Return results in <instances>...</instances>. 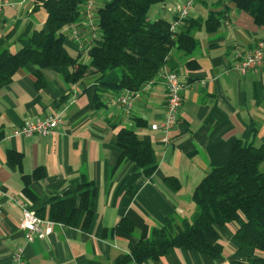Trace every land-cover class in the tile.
<instances>
[{
	"label": "crops",
	"instance_id": "0c3cea01",
	"mask_svg": "<svg viewBox=\"0 0 264 264\" xmlns=\"http://www.w3.org/2000/svg\"><path fill=\"white\" fill-rule=\"evenodd\" d=\"M5 1L14 6L6 4L0 11V37H7L9 47L17 48L18 35L43 28L46 13L41 0ZM100 2L96 0V6ZM211 11L219 12V27L212 32L204 27L194 32L198 45L190 56L171 52L174 70L185 87L167 142L150 128L164 113L160 72L149 89L134 93L128 114L109 103L111 96L124 90L112 91L102 81L88 79L67 85L68 66L41 69L43 85L38 86L34 65L26 64L0 85V264H13L11 254L17 247L22 248L29 264H116V258L146 238L151 227L165 223L170 216L193 217L191 195L196 185L210 169L228 162L236 141L264 143V66L244 74L231 68L232 51H244L257 39H264V24H256L231 0H197L189 16L205 18ZM158 17L166 15H154L150 20ZM72 30L69 25L64 29L65 46L86 63L88 54L78 47ZM77 32L83 40L89 34L81 25ZM188 59H193L196 67L187 66ZM114 77L111 72L105 81ZM53 112L61 114L63 123L52 135L12 134L24 122ZM137 119L142 124L137 125ZM123 127L134 129L139 139L153 148L157 166L149 177L125 159L127 146L117 140ZM12 150L21 153L20 168L8 160L7 153ZM37 167L43 176L32 179L29 187L39 196L75 188L82 175L94 181V212L86 229L80 226L81 214L75 226L54 223L44 238L24 239L21 209L6 202L4 194L13 193L18 201L26 202L22 174ZM168 176L178 179L179 190L165 184ZM120 219L131 222L134 230L125 233L116 228ZM242 221L219 227L222 252L216 258L174 247L158 259L140 264H232L246 256L264 257L261 251L238 249L233 241Z\"/></svg>",
	"mask_w": 264,
	"mask_h": 264
},
{
	"label": "trees",
	"instance_id": "16d2710c",
	"mask_svg": "<svg viewBox=\"0 0 264 264\" xmlns=\"http://www.w3.org/2000/svg\"><path fill=\"white\" fill-rule=\"evenodd\" d=\"M165 0H101L95 7L97 38L87 49L88 61H79L65 46L64 29L79 19L86 0H41L46 13L43 28L17 37L19 47L9 49L7 37H0V85L6 83L20 67L34 65L37 85H43L41 69L68 66L64 79L67 85L88 79L103 82L112 91H137L153 79L163 66L172 63L171 52L176 50L190 56L198 45L194 32L204 27L212 32L219 27V12L211 11L205 18H185L171 31L166 17L148 19L149 9ZM238 9L249 13L256 24H264V0H231ZM172 18V17H171ZM187 66L196 67L193 59ZM111 72L115 77L106 82ZM137 119V125L142 124ZM117 140L127 146L125 159L133 162L149 177L157 166L153 148L141 141L132 128L123 127ZM8 160L20 168L21 153L9 151ZM43 176L40 167L22 174L23 193L29 208L42 217L66 226H75L82 214L81 228L86 229L94 212L96 185L85 175L75 188L57 195L34 193L29 183ZM172 190L181 187L174 176L164 178ZM191 202L196 212L191 219L170 216L165 223L151 227L144 239L134 242L127 254L116 258V264H140L146 259H158L171 248L196 250L212 258L222 252L219 227L243 219L233 233L238 249L264 252V143L238 140L231 149L226 164L210 169L196 185ZM116 228L130 233L134 226L120 219ZM232 264H264V257L246 256Z\"/></svg>",
	"mask_w": 264,
	"mask_h": 264
},
{
	"label": "built area",
	"instance_id": "2783aa9c",
	"mask_svg": "<svg viewBox=\"0 0 264 264\" xmlns=\"http://www.w3.org/2000/svg\"><path fill=\"white\" fill-rule=\"evenodd\" d=\"M25 1V0H22ZM197 0H179L172 7V19L170 21V30L174 31L179 24L189 16V13ZM14 3L0 1V11L3 6ZM96 0H86L81 10L79 19L70 23L72 37L80 49L84 48L87 52L88 47L93 40L97 38V25L95 21ZM81 25L89 30L88 37L83 40L77 28ZM231 68L236 69L240 74L246 73L250 69H256L264 66V39H257L254 44L242 51L234 49L231 55ZM160 76L163 79L165 89V104L162 119L159 122L150 124V128L157 130L164 142L168 141V131L175 124L179 109L182 104V91L185 87L184 82L180 79L176 70L163 66L160 70ZM153 80L146 82L139 91L150 88ZM136 91L125 89L119 94L110 97L109 103L122 108L126 114L130 113ZM63 123L61 114L58 112L47 113L43 117L36 118L32 121H26L19 127L12 130L13 135L29 137L32 135L50 136L56 128ZM6 202L17 204L21 209L20 228L26 241L44 238L52 231L53 221L38 216L35 211L29 208L27 202L18 201L13 193H5ZM1 211V209H0ZM13 264H29L23 257L21 247H17L11 254Z\"/></svg>",
	"mask_w": 264,
	"mask_h": 264
},
{
	"label": "rangeland",
	"instance_id": "374dc122",
	"mask_svg": "<svg viewBox=\"0 0 264 264\" xmlns=\"http://www.w3.org/2000/svg\"><path fill=\"white\" fill-rule=\"evenodd\" d=\"M176 2H178V0H165L162 3H156L148 11V19L152 18V16H154V15H158V16L166 15L167 18H171V16H172L171 9L175 5ZM155 11H157L158 14H155ZM16 45H17V48H13L10 46L9 49L11 51H16L19 47L18 44H16ZM69 51L72 53L73 50L69 49ZM195 212H196V207L193 205V213L192 214H195Z\"/></svg>",
	"mask_w": 264,
	"mask_h": 264
}]
</instances>
